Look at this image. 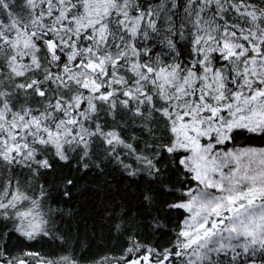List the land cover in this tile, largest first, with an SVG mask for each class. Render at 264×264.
I'll return each instance as SVG.
<instances>
[{"label":"snow or ice","instance_id":"obj_1","mask_svg":"<svg viewBox=\"0 0 264 264\" xmlns=\"http://www.w3.org/2000/svg\"><path fill=\"white\" fill-rule=\"evenodd\" d=\"M28 11L25 0H0L5 22ZM114 16L107 50L121 57L134 40L143 91L127 66L133 57H121L115 70L124 84L97 100L86 136L59 155L39 145L27 164L15 154L11 161L0 157V264H264V0H136L131 16L141 18L139 37L131 34V19ZM255 21L260 34L243 37ZM209 23L235 33L245 53L205 56L208 41L199 33ZM86 36L80 44L92 43ZM68 50L57 49V63L67 61ZM7 55L0 52V67ZM174 65L181 79L195 77V86L161 95L150 69ZM46 84L28 91L35 96L43 88L48 96ZM22 91L12 98L14 108L30 99ZM181 122L198 126L188 133L199 152L177 146L189 143L173 131ZM195 160L203 165L199 175ZM20 187L40 212L32 231L7 199Z\"/></svg>","mask_w":264,"mask_h":264},{"label":"trees","instance_id":"obj_2","mask_svg":"<svg viewBox=\"0 0 264 264\" xmlns=\"http://www.w3.org/2000/svg\"><path fill=\"white\" fill-rule=\"evenodd\" d=\"M89 1L25 0L29 9L27 14L13 13L12 19L7 22L0 19V52L9 53L6 65L0 67V73H3L0 76V157L11 161L15 154L21 164H27L42 150L39 145H49L51 147L48 151L54 149L59 155L66 144L86 136L92 131L87 122L96 111L97 100L114 95L120 91L116 85L124 84V75L115 70L121 57H133L127 66L132 75L138 78L136 91H143L140 83L143 79L141 65L134 58L139 49L135 47L134 40L129 41L131 51L122 52L121 57L114 58L111 50H107L108 38L112 32L110 18L115 19L114 13H123L121 23L125 19H131L133 37L143 35L141 18L131 16L136 0H125L123 7L121 0H98L95 5L89 4ZM258 22H253L242 34L243 37L253 33L260 34ZM144 23L151 26L148 21ZM202 27L203 31L199 35L208 41L201 48L205 56L212 51H220L230 58L222 37H231L235 33L218 28L212 23ZM48 33H53L54 37L44 40V35ZM82 34H87L86 39L92 40V43L80 44ZM38 40H43V45L37 43ZM58 48L61 52L65 48L69 49L65 63H57ZM110 65L113 69L111 75ZM176 67L174 65L171 70L164 67L150 69L157 71L153 82H158L161 95H168L173 91L177 95H183L184 89L195 86V77L189 74L181 79ZM20 77L24 79H18ZM45 81H51V85H45L50 88L48 96H45L43 88H37L35 96L28 91L33 83ZM105 86L109 91L101 93V88ZM19 87L23 88L19 95L30 99L14 108L12 98ZM125 95L131 96L133 93L125 89ZM37 97L45 98L40 100ZM173 131L176 132V128ZM19 172L20 169H17V174ZM3 195L0 192V196ZM7 199L11 201L10 207H17L26 230H35L38 227L36 220L40 222V212L32 209L31 193L25 187H20L14 189ZM37 250L44 251L39 248Z\"/></svg>","mask_w":264,"mask_h":264},{"label":"rangeland","instance_id":"obj_3","mask_svg":"<svg viewBox=\"0 0 264 264\" xmlns=\"http://www.w3.org/2000/svg\"><path fill=\"white\" fill-rule=\"evenodd\" d=\"M95 1L98 2V0H90L89 4L95 5ZM229 36L230 35H227V36L224 35V38L222 37V43H223L224 47L227 49L229 57L230 58H238V57L242 56L246 51L245 46L242 42V39H239V38L235 39L234 38L236 36L235 34L234 35L231 34V37H229ZM245 38H247V37H245ZM249 47H258V46L250 44ZM237 49H239L240 51H237ZM249 61H250V66H252V67L257 66L256 62H255V57L249 58ZM98 64H99V62H97V65ZM94 68H96V66H94ZM175 87H177V86L175 85ZM189 128H195L197 131L199 130L198 126L193 125L190 122H188V123L181 122L177 125L176 133H177L178 137L182 138L184 141H189V143H178L177 146H179V147H191V148H193L194 152H199L200 151L199 142L193 141L192 138L189 136V133H188ZM193 163H194V166L197 170V174L198 175L201 174L200 170L203 167V165L200 162V160H195ZM187 206L191 207V204H189ZM36 221H37V223H35V224L39 225L38 219ZM199 227L202 228L203 225H199ZM185 235H187V232L185 233Z\"/></svg>","mask_w":264,"mask_h":264}]
</instances>
